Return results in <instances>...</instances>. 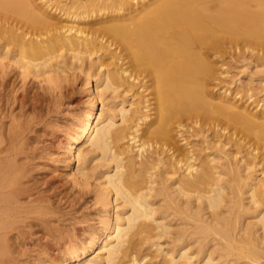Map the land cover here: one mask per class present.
<instances>
[{"label": "bare ground", "instance_id": "6f19581e", "mask_svg": "<svg viewBox=\"0 0 264 264\" xmlns=\"http://www.w3.org/2000/svg\"><path fill=\"white\" fill-rule=\"evenodd\" d=\"M72 70L63 150L107 218L51 262L264 264V0H0V264L49 210L21 204L31 80Z\"/></svg>", "mask_w": 264, "mask_h": 264}, {"label": "rangeland", "instance_id": "374dc122", "mask_svg": "<svg viewBox=\"0 0 264 264\" xmlns=\"http://www.w3.org/2000/svg\"><path fill=\"white\" fill-rule=\"evenodd\" d=\"M236 71L237 69L232 68L229 77L237 79L236 76L239 78L243 75L239 72L237 75ZM83 77V73L80 74L77 70L74 72L72 70L66 72V75L51 77L58 85L54 82H46L42 79L43 77L31 80V94L33 96L40 95V100L32 102L30 109L25 112L30 131L26 136L27 141H24L27 149L26 155H24V167L26 168L24 172L26 176L28 175L25 184L28 186L36 181V191L39 190V193L34 194L32 191L31 196L23 198L21 204L29 205L33 209H39L36 207L37 205L40 208L41 206L47 207L49 212L45 210L48 215L44 212V215L47 216L44 217L45 223L44 220L42 221L44 224L37 221L36 224L41 223L42 226H33L28 234H23L19 238L16 236L17 234L14 235L13 238L14 240L16 238L17 243L13 240V244L17 245L15 250L18 253L14 252V260L17 261H14L13 264H54L51 261L58 252L64 251L62 249L67 248L74 241L85 240L88 236L87 232L94 231L95 228L99 229L102 217L107 218V214L100 209V204L95 202L94 193L97 189L94 188L95 185H90L95 182H92L93 179H89L92 181H89L90 184L87 185L88 180L86 179L87 182L83 181L84 177L81 176V178L80 174L77 175V162L74 160L68 165V157L63 150V141L66 138H71V130L78 124L79 115L85 108L87 109L88 101L86 100ZM94 78H92L93 84H95ZM111 96L113 97L112 102L120 103L124 100V95L117 94V92ZM111 96L107 99L106 95L102 96L101 103L100 101L98 103V112L101 110L102 102L107 103L106 101ZM19 113L20 108L16 105L13 114L19 115ZM80 147L85 148L86 146L81 144ZM82 181L87 184L85 185ZM81 182L84 185L80 186ZM38 196H42V198ZM36 197L37 202L34 206L32 203L34 204ZM113 214L112 211L111 219L114 217ZM72 239L74 240L72 241ZM92 255H96V253Z\"/></svg>", "mask_w": 264, "mask_h": 264}]
</instances>
